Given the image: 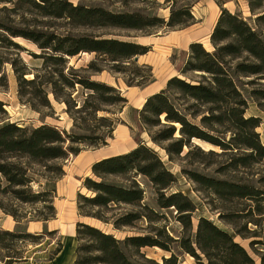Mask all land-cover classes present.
Segmentation results:
<instances>
[{"label": "trees", "instance_id": "16d2710c", "mask_svg": "<svg viewBox=\"0 0 264 264\" xmlns=\"http://www.w3.org/2000/svg\"><path fill=\"white\" fill-rule=\"evenodd\" d=\"M13 0H0V4L12 3ZM15 4L24 2L29 4L37 13L48 18L78 19L77 25L113 28L119 30H134L149 33L152 29L163 28L173 30L186 28L195 23L191 13L193 5H186L178 10H171L165 22L157 17H149L139 13H112L102 8H85L73 6L68 0H15ZM196 0L195 2H197ZM193 2V3H195ZM217 3L220 5L221 2ZM251 13L261 8L253 0H248ZM264 17L257 16L260 20ZM7 37L5 41L13 48L19 46L12 40L23 38L37 45L45 52L43 68L48 61H59L66 66L67 60L81 52L94 53L103 56L110 62L123 63L131 58L145 55L148 48L133 42L116 39H96L91 37H58L55 35L37 36L35 32H18L3 28ZM43 39V40H42ZM212 52L204 50L200 43L189 45L188 59L179 72L183 76L189 73H199L194 79L187 81L177 77L170 78L163 90L146 98L142 108L138 111L140 133L152 128H160L150 136L155 145L165 143L162 147L169 161L172 157L180 158L182 149H188L184 156L193 150L206 155L200 148L192 146L196 141H203L217 147L220 152H208L207 155L224 157L221 171H235L239 168H249L264 160V145L260 142L255 129L259 126L258 118H245L246 102L242 98L235 83L237 77H264V42L239 15L231 14L221 8L216 24L209 36ZM209 45V46H210ZM204 47V48H203ZM245 55V57H243ZM241 60L231 66V61ZM71 71L69 79L59 71L61 79L60 89L73 88L77 84L93 92L98 105L90 106L95 116L100 104L125 103V98L113 87L90 80V76H79L75 73H98L100 69L94 61L89 62L85 69ZM17 74V70H15ZM24 73L17 75L19 84L32 85V80H24ZM21 81V82H20ZM50 82H45V84ZM53 85V84H51ZM61 91V90H60ZM43 93V92H42ZM114 94L112 98H104L106 94ZM54 100L64 103L69 109V102L60 96L53 87ZM169 95H175V101ZM18 97L24 95L19 91ZM180 102H184L181 104ZM189 103V104H187ZM28 105L38 112L39 108L51 111V105L45 93L41 100ZM4 104L0 101V114H4ZM207 109L209 115H204ZM84 106L77 109L79 112ZM202 110V111H201ZM39 113V112H38ZM199 118L201 126L208 122L227 123L231 130L228 141L206 134L202 128L191 120ZM107 122L106 118H98ZM176 125L179 127L176 130ZM177 131L178 136H175ZM148 133V132H147ZM110 137V135L108 136ZM90 141L95 148L107 145L105 136L91 134L89 136H74L56 126L41 124L35 128L19 127L16 124L6 123L0 126V196L12 198L22 204L42 203L46 215L41 214L35 222L46 223L55 218L53 206L54 189L37 191L32 190L34 179L30 176V165L42 166L45 173L54 175L59 180L64 172L61 161L69 155L76 156L78 149L72 145ZM201 142V143H203ZM49 163H54L51 166ZM91 172L98 181L85 178L83 187L92 193L86 197L77 194L76 205L78 215L99 222L104 226H111L113 230L121 232L129 230L135 235L126 236L119 240L110 233L88 224H76L77 247L73 264H179L175 250L189 255L202 264L199 252L206 264H264V242L261 234V224L264 223V176L251 181L244 178L214 179L191 173L190 179L212 197L207 207L217 211L214 201L228 204L224 213H219L218 219L232 230L233 235L217 227L204 217L198 218L193 226L192 218L196 207L193 202L180 191H170L177 180L162 163L158 154L145 143L138 140L136 147L127 153L109 157L95 162ZM122 177L126 185L116 186L106 181L107 177ZM143 176L150 183L156 194V204L160 209L173 208L176 211V220L181 225L180 237L174 239L169 236L164 226H154L164 220L148 205L144 204V190L137 182V177ZM200 192L201 190H196ZM123 212L114 213L119 207ZM0 210L13 218L16 223L26 219L18 214L16 208H7L0 200ZM144 220L146 228H137L136 223ZM255 229H249V226ZM49 234H55L50 231ZM154 233V234H152ZM154 235V236H153ZM42 235H32L26 232H10L0 230V243L9 239L12 245L25 238H41ZM248 241V249L235 240ZM260 247V248H258ZM7 245L0 249H8ZM154 248L169 253L161 262L148 259L141 249ZM61 249L57 242L56 249L51 256ZM132 249L138 261H131L125 250ZM7 264L26 261L20 257L6 256Z\"/></svg>", "mask_w": 264, "mask_h": 264}, {"label": "rangeland", "instance_id": "374dc122", "mask_svg": "<svg viewBox=\"0 0 264 264\" xmlns=\"http://www.w3.org/2000/svg\"><path fill=\"white\" fill-rule=\"evenodd\" d=\"M73 6L80 5L85 8H102L112 13H139L149 17H157L163 21H167L171 10H178L186 5H193L195 16L203 18V24L197 27L199 29L198 36L201 39L200 44L204 46V50L212 52L213 48L210 45L209 31L212 28L213 22L219 17L217 8L206 7L205 4L209 0H68ZM217 3L227 0H215ZM231 3L226 7H222L231 14L239 15L256 33L261 36L264 42V17L256 20L264 12V0H253L255 5H261L260 9L251 13L248 7V0H230ZM0 4V101L4 104V114H0V126L6 123L16 124L19 127L35 128L41 124H49L56 126L60 130H64L74 136H89L91 134L103 135L107 143L116 149V146L128 147L127 144L134 145L138 140L152 148L160 157L165 168L170 171L176 178L177 183L166 194L180 191L187 196L195 205L196 211L192 218L193 226L196 225L198 218L204 217L213 222L217 227L233 235L231 229L223 224L219 219V213L226 212L230 206L226 203L214 201L213 203L219 208L217 211H211L207 207V203L212 200L208 191L202 189L199 185L190 179L191 173H198L202 176L214 179H235L244 178L251 181L256 180L259 176H264V160L252 165L249 168H239L235 171H221V165L224 162V157L207 155L208 152L219 153L220 150L203 141H194L191 145L199 147L206 155H201L193 150L189 155L184 156L188 151L187 148L182 149L180 158L173 156L172 161H169L162 147L166 144L155 145L150 141L149 135H154L160 128H152L146 132L140 133L138 123V111L141 110L142 104L148 94L156 88L165 89L166 83L170 78L177 77L186 79L187 81L194 79L199 73H189L186 76L180 74L179 70L188 59L189 46H184L181 43L183 38L188 39L194 34V29L183 30L185 28H175L166 30L163 28L152 29L149 33H142L134 30H119L113 28L92 27L77 25L76 19L70 18H48L37 13L29 4L19 2ZM195 2V3H193ZM192 7V8H193ZM191 8V10H192ZM200 9V11H199ZM198 11V12H197ZM203 13V14H202ZM201 14V15H199ZM218 15V17H217ZM216 24V23H215ZM3 28H7L18 32H35L37 36L40 34L47 36L49 34L58 37H91L96 39H116L120 41L133 42L148 48L145 55L138 56V61L134 62L131 58L127 62L113 63L104 58L97 56L94 53L81 52L79 55L67 60L66 66L59 61H48L46 69L43 68L45 52L39 49L37 45L23 38L12 40L19 48L11 47L6 41V32ZM187 28V27H186ZM183 30V31H182ZM182 31V32H180ZM43 40V39H42ZM210 45V46H209ZM245 57V55H243ZM94 61L100 69L98 73H89L79 71L75 73L79 76H90L91 81L100 82L113 87L120 93V96L125 98V103L100 104L99 111L94 116L90 109L95 99L93 92L87 90L77 84L73 88L66 87L60 89L61 79L58 75L59 71H63V75L69 79L71 71L68 67H73L75 70L85 69L89 62ZM241 60L231 61V66L241 62ZM17 70V74L15 73ZM23 79L28 81L37 76L32 85L19 84L17 75L24 73ZM50 82L46 83L45 82ZM21 82V81H20ZM238 91L246 102L244 113L245 118H258L259 126L254 130L259 136L260 142L264 145V77H237L235 78ZM53 84V85H51ZM53 87L56 92L62 96L64 100L69 102V109L64 103L54 100ZM61 90V91H60ZM21 92L24 97H18V92ZM45 93L48 102L51 105V111L45 108H39L38 112L33 110L28 101L32 100L37 104L42 99ZM115 95L106 94L104 98H112ZM175 95H169L172 102L175 101ZM184 104V102H180ZM189 104V103H187ZM84 106L80 112L77 110ZM209 107L203 110L204 115L208 114ZM202 111V110H201ZM103 117L107 122H101L98 118ZM199 118L191 120L194 124L203 129L210 136L225 139L228 141L230 137V128L227 123L218 124L208 122L205 127L201 126ZM176 125V130H178ZM116 130V132H115ZM148 132V133H147ZM110 135V137H108ZM175 136H178L177 131ZM112 140V141H111ZM128 142V143H127ZM203 142V143H201ZM74 149L88 152L94 149L90 141L77 143L72 145ZM197 147V148H198ZM100 148V147H99ZM78 153V154H79ZM77 154V155H78ZM76 155V156H77ZM69 155L67 159L61 161L63 166H68L72 162V158L76 157ZM54 163H49L51 166ZM30 176L34 179L31 184L32 190L45 191L54 189V175L45 173L42 166L34 164L30 165ZM64 172V171H63ZM85 178H91L98 181L90 171ZM84 178V179H85ZM137 182L144 190V204L148 205L158 215H163L164 220L154 226H164L170 237L177 239L180 237L181 225L176 220V211L173 208L160 209L156 204V194L154 193L150 183L143 176L137 177ZM84 181V180H83ZM108 183L116 186H125L126 182L122 177H107ZM196 190H201L197 192ZM80 194V193H78ZM81 195L89 197L92 195L90 191L81 184ZM0 200L7 208H16L20 216L26 217L22 222L16 223L9 215H5L0 210V230L29 233L32 235L41 234V238H25L22 241L15 242L13 245L9 239H6L1 246L7 245L8 249H0V264L6 263V256L23 258L21 262H13V264H29L37 258L38 251L44 248V245L39 244L48 241H55L57 244L56 234H49L48 230L42 229V222H35V218L41 214L46 215L47 211L43 209L42 203L22 204L14 201L9 197L0 196ZM77 206V205H76ZM124 207H119V210L114 213L123 212ZM78 213V212H77ZM81 217V216H80ZM79 219L78 223L88 224L99 228L106 233L114 235L116 239H123L126 236L135 235V232L129 230L115 231L111 226H104L97 221L88 220L89 218ZM137 228H146L147 223L144 220L136 223ZM261 234L264 242V223L261 224ZM249 229H255L249 226ZM154 234V233H152ZM154 236V235H153ZM235 240L243 247L248 249V241H242L235 237ZM260 248V247H258ZM148 259L160 263L163 257H168L169 253L154 248H144L140 251ZM126 255L131 261H138V256L135 255L132 249L125 250ZM178 256L179 264H197V260L189 257L187 254L175 250ZM202 264H206L204 257L197 252ZM256 264H259L256 261Z\"/></svg>", "mask_w": 264, "mask_h": 264}, {"label": "crops", "instance_id": "0c3cea01", "mask_svg": "<svg viewBox=\"0 0 264 264\" xmlns=\"http://www.w3.org/2000/svg\"><path fill=\"white\" fill-rule=\"evenodd\" d=\"M215 2V0H209L208 2H206L205 8L215 7L218 11L220 8L226 7L228 4L231 3L230 0L222 1L220 5ZM193 9L195 8H192L191 13L194 17L195 23L183 30L189 31L194 29V31H191L194 32V34L192 35V37L188 36V39L183 38L181 40V43L184 44V46H189L192 43L201 42V39L198 36L199 33L196 32H199V29H197V27L199 25L201 27V25L203 24V18H201V16H195ZM220 10L218 11V15L220 14ZM215 23L216 20L213 22L212 28L209 31L207 37L210 36L215 26ZM161 89V87L153 89L147 97L159 92ZM127 146L128 147L126 148L116 146V149L113 148L112 150V145L107 143V145L103 147L88 152L81 151L76 157L72 158L71 164H69L68 166H63V176L54 183L55 192L53 206L55 209V218L46 223H41L42 229L55 232L57 236V241L61 244V249L56 255L51 256L54 250L56 249L57 244L55 243V241L43 242L39 244V246L44 245V248L41 249V251L35 253V255L37 254V258L34 260V262H31L29 264L74 263L75 251L78 244L76 239V224L79 222V219H83L78 215L76 206L77 194H81V184L84 178L89 175L91 171V166L95 162L105 158L127 153L136 147V143H134V145H131L129 143L127 144Z\"/></svg>", "mask_w": 264, "mask_h": 264}, {"label": "water", "instance_id": "95a60500", "mask_svg": "<svg viewBox=\"0 0 264 264\" xmlns=\"http://www.w3.org/2000/svg\"><path fill=\"white\" fill-rule=\"evenodd\" d=\"M133 61H134V62H137V61H138V57H134V58H133Z\"/></svg>", "mask_w": 264, "mask_h": 264}]
</instances>
